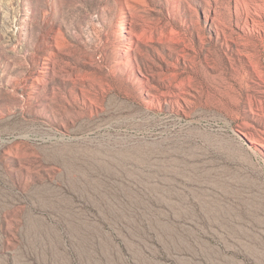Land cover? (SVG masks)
Masks as SVG:
<instances>
[{
    "label": "rangeland",
    "instance_id": "374dc122",
    "mask_svg": "<svg viewBox=\"0 0 264 264\" xmlns=\"http://www.w3.org/2000/svg\"><path fill=\"white\" fill-rule=\"evenodd\" d=\"M0 264H264V0H0Z\"/></svg>",
    "mask_w": 264,
    "mask_h": 264
}]
</instances>
